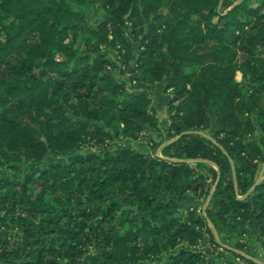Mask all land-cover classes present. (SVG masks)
<instances>
[{"label":"trees","instance_id":"1","mask_svg":"<svg viewBox=\"0 0 264 264\" xmlns=\"http://www.w3.org/2000/svg\"><path fill=\"white\" fill-rule=\"evenodd\" d=\"M117 38L138 87L105 73ZM155 85L161 154L123 140L159 128ZM239 221L264 239V0H0V264H232L198 244Z\"/></svg>","mask_w":264,"mask_h":264},{"label":"rangeland","instance_id":"2","mask_svg":"<svg viewBox=\"0 0 264 264\" xmlns=\"http://www.w3.org/2000/svg\"><path fill=\"white\" fill-rule=\"evenodd\" d=\"M227 0H225L226 3ZM230 1V0H228ZM254 5L257 4V0H253ZM92 13L88 17V24L90 26H95L94 22L97 19H102L105 14V10L99 5L91 4ZM131 25V22H128ZM129 35V30L126 33V36ZM133 37H129V40ZM110 39H113L110 36ZM116 45H108L103 46V49L107 52L109 59L115 62L116 66L108 65L105 73H108L114 77L123 79L128 83V87L132 86L138 87V85L133 81L130 82V77L134 73V69L136 67L135 64V56L138 54V43H134L132 49V58L127 59L126 55V47L123 45L120 39H116ZM124 71L121 73V70ZM237 81L243 80V74L241 71H238L236 74ZM149 89L153 93V104L157 109V117L160 122V126L157 129H154L150 126H146L144 131L139 135L138 138H124V142L130 143L134 146V148L148 151L156 154H161V149L165 145L163 142V135H165V128L169 125V107L170 100L172 98L171 90L167 93H163L162 87L160 85L150 86ZM218 127L213 122L205 131L208 136L216 133ZM262 133L260 130H257L255 133V137L257 140L260 139ZM96 144L94 142L85 143L81 149V153H89L96 151ZM204 169V168H203ZM202 168L198 169L199 172H203L206 175V179L203 181L206 183L205 188H199L198 191L193 192L189 191L188 196L182 199L181 204L184 206H191V208L196 209L197 213L203 214L205 209L209 204V199L211 198V194L215 189V184L213 178L207 174L206 169ZM184 209V208H183ZM230 221H234L232 216H229ZM238 228H226L224 233L219 235L214 231L215 238L207 233L206 229H202L201 238L199 240L198 247L205 248H213L215 249L214 253L216 254V260L220 262H230L232 264H248L244 259L239 257L236 253H249L253 255L254 259L258 262H264V247L260 243V241L264 239H260L258 236V232L248 224H245L243 221H239ZM212 229V228H211ZM239 242L245 246L244 249H238L236 243ZM217 243H221L223 247H219ZM228 249L237 250L236 253L228 251ZM86 260L83 264H86Z\"/></svg>","mask_w":264,"mask_h":264},{"label":"crops","instance_id":"3","mask_svg":"<svg viewBox=\"0 0 264 264\" xmlns=\"http://www.w3.org/2000/svg\"><path fill=\"white\" fill-rule=\"evenodd\" d=\"M260 243H261V244H262V246L264 247V240H263V241L261 240V241H260Z\"/></svg>","mask_w":264,"mask_h":264},{"label":"water","instance_id":"4","mask_svg":"<svg viewBox=\"0 0 264 264\" xmlns=\"http://www.w3.org/2000/svg\"><path fill=\"white\" fill-rule=\"evenodd\" d=\"M203 133V132H202ZM216 185H217V183L215 184V187H216ZM209 201H210V199H209Z\"/></svg>","mask_w":264,"mask_h":264}]
</instances>
